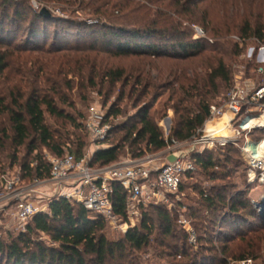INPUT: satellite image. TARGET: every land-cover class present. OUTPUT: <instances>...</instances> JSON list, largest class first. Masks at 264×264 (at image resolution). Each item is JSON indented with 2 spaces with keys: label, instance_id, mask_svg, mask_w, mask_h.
<instances>
[{
  "label": "trees",
  "instance_id": "trees-1",
  "mask_svg": "<svg viewBox=\"0 0 264 264\" xmlns=\"http://www.w3.org/2000/svg\"><path fill=\"white\" fill-rule=\"evenodd\" d=\"M146 1L154 5L163 0ZM181 1L171 2L172 7L180 8L171 14L159 8L162 6L139 8L132 0H81V12L86 19L78 23L51 15L45 17L33 10L28 16L19 7L24 2L0 0V118H5L8 124V129L0 130V150L10 141L11 161L15 163L20 148H27L32 154L36 151L34 144L38 143L55 157L64 156V148H68L69 154L80 160L85 157L84 139L77 136L75 144L66 142L61 133L65 135L68 127L86 130L58 108L59 104L67 103L58 78L64 79L66 91L72 90L68 77L78 79L81 85L85 81L88 88H93L96 80L111 86L120 82L128 85L130 79L125 78L122 69L109 67L98 57L182 61L208 52L212 56L200 61L205 74L194 71L188 78L184 74L179 78L182 83L171 90L173 118L166 137L149 116L147 106L138 108L120 126H112L111 122L122 114L112 105L104 119L111 129L106 139L96 144L99 149L91 154L89 166L107 167L125 154L141 159L148 152L166 150L172 142L189 141L207 120L209 106L230 88L232 58L245 52L248 45L255 49L257 44L264 45V0L235 2L231 6L237 7L236 19L223 14L219 25L212 24L207 11L198 12L195 0ZM11 7L14 11L9 16ZM22 22L26 28L21 26ZM195 25L201 26L207 36L212 35L214 41L210 45L206 38L194 37ZM231 30L238 32L242 43L232 44L231 59L225 62L226 52L223 53L220 44L229 43L225 38ZM31 53H40V58H32ZM27 63L37 67L34 80L41 78L47 90L35 87L33 82H24L27 72L23 66ZM140 79L136 76L130 89V96L136 95L137 105L148 95L150 87V83H141ZM179 80L176 78V82ZM152 88L155 90V86ZM47 117L63 123L60 132L50 129ZM116 131L123 134L116 144H110ZM192 158L196 170L183 175L177 197L181 194L188 198L186 191H191L196 197L194 206L184 207L168 196L171 208L166 203L148 206L136 228L111 241L103 233L107 222L102 217L91 215L82 205L66 199H52L45 211L30 219L24 232L0 234V264H137L135 254L149 246L155 231L149 213L158 221L159 260L172 261L171 264H226V259L258 261L257 254L264 251V215L249 197L253 187L246 184L247 167L237 148L205 150ZM49 170L46 158L36 154L19 168V177L21 182L42 181L49 177ZM196 175L204 179L203 184ZM3 176L0 173V178ZM112 187L114 213L125 218L126 194L118 185ZM183 210L195 236L194 245L189 242L190 232L176 220ZM41 237H46L50 244ZM235 241L232 250L229 245Z\"/></svg>",
  "mask_w": 264,
  "mask_h": 264
},
{
  "label": "built area",
  "instance_id": "built-area-1",
  "mask_svg": "<svg viewBox=\"0 0 264 264\" xmlns=\"http://www.w3.org/2000/svg\"><path fill=\"white\" fill-rule=\"evenodd\" d=\"M195 38H204L201 29L193 27ZM237 43H242L235 38ZM248 64L254 65L252 69ZM208 118L191 139L184 143L172 142L164 150L165 163L150 166L148 163L132 161L112 164L103 168H91L90 156L76 160L72 155L62 157L49 156V177L35 181L34 185L51 186L54 200L60 198L82 205L91 215L100 216L106 222L117 225L125 233L140 223L141 209L150 205L168 202V196L177 197L182 177L185 173H194L196 168L193 156L203 151L233 146L247 167L246 184L264 186V45L248 48L245 64L236 66L232 71L230 88L208 108ZM102 107L92 105L87 110L84 128L96 144L104 141L111 126L104 121ZM256 132L262 136L256 137ZM176 155L174 163H168L169 155ZM20 177L0 178V203H14L13 219L18 231L24 232L27 223L35 215L46 210L23 200L24 191L20 188ZM118 185L126 194L125 218L115 215L111 196L112 185ZM33 185V186H34ZM32 187V186H31ZM50 202V201H49ZM254 207L264 215V194L260 201H253ZM186 224V222H183ZM190 232L189 242L195 244V236ZM226 264H256L252 259L231 260Z\"/></svg>",
  "mask_w": 264,
  "mask_h": 264
},
{
  "label": "rangeland",
  "instance_id": "rangeland-1",
  "mask_svg": "<svg viewBox=\"0 0 264 264\" xmlns=\"http://www.w3.org/2000/svg\"><path fill=\"white\" fill-rule=\"evenodd\" d=\"M17 2H24L19 4V7L24 10L23 13L31 14L30 10L35 12H40L42 9H45L51 16L55 18L61 19H69L74 22H82L86 18L82 14V4L81 0H61V1H52V0H15ZM140 0H132L135 3L134 6L142 7V5L147 6L149 9H156L159 6L164 11H168L171 14L176 10L180 11V8L172 7L171 2L174 0H163L155 3L154 5L148 4L146 0H141V4L138 3ZM185 0L181 2L184 3ZM235 2H239V0H195L196 6L198 8V12L201 13L202 11H207L210 21L213 25H219L220 20L223 14H227L229 19H236L237 16V7L231 6L236 5ZM138 4V5H136ZM165 8H164V7ZM13 7H11L8 15L11 16L13 13ZM243 10H239L238 13L241 15ZM89 25L92 22L87 21ZM22 27L26 28V24L23 22L21 23ZM193 27H197L202 30L201 26L195 25ZM203 31V30H202ZM204 33V31H203ZM224 35V32H222ZM230 35L226 36V40L229 41L228 44L225 46L221 45L223 53V59L226 62L227 60L231 59V54L233 53L232 44L236 42L235 38H238V32L236 30H231ZM21 33L19 34V39L21 38ZM204 38L208 40V44L210 45L214 39H212V35L209 33L208 36L204 33ZM253 46V45H252ZM208 48V47H207ZM251 48V45H248L247 49ZM243 51L238 57L232 58V71L236 66H241L245 64V56L246 52ZM207 50H210L209 48ZM30 56L32 58H36L40 56V53H31ZM212 54L205 52L197 58H192L188 60H172L168 58H159V59H150L144 57H127V58H109L108 56H99L98 60L113 68L122 69L125 72V78L130 79L128 85H124L123 82L116 84L115 86H111L110 84L104 83L101 80L95 81V86L93 88L86 87V82L83 81L84 85H81V82L78 79H73L72 77H68L67 81L71 83L72 90L66 91L64 79L62 77L58 78V82L62 84V94L67 97L66 104H59L58 108L65 113L69 114L77 124H82L84 126L87 110L90 106L96 105L98 107H102L104 112L108 110L112 105L115 108H119L121 110V116L118 119L113 120L111 122L112 126H120L121 124L125 123L129 118L135 115L138 108L147 106L148 107V114L152 117L155 122L160 127L163 135L166 137L169 132V128L171 126V120L173 118V113L170 110L171 101L170 96L172 93V89L177 88L180 83H182V79L179 78L185 76L191 77L192 73L195 71L198 74H205L204 69L201 66V60L206 57H211ZM40 58V57H39ZM16 68V64L13 65ZM23 68H26L25 71L27 72L25 75L24 82L34 83L35 87L42 88L41 90H47L46 87L41 83V78L38 80L35 79V73L37 67L30 66L29 63L25 64ZM18 69H20L18 67ZM52 70V69H51ZM136 76H140L141 83H150V87L148 89V95L143 97L139 104L135 103L136 95L130 96V89L133 84V80ZM176 78L179 80L176 82ZM38 81V82H37ZM53 81H55L53 79ZM155 86V90L152 88ZM141 86L139 87V89ZM47 92V91H46ZM122 99H121V97ZM47 124L49 125L52 131L56 130L60 132L61 126L63 123L58 122L56 123L54 120H51L47 117ZM111 126V125H110ZM2 128L8 129V124L5 118H0V130ZM69 128V127H68ZM62 134L63 140L65 139L66 142L74 143L76 137H80L85 141V148H84V156L89 157L91 154L96 151V148L92 142V140L86 135V131L81 128V131L68 129ZM73 134V135H72ZM122 131H116L114 135L111 137L110 144H113L118 141V139L122 136ZM256 137L262 136L261 132H256ZM114 140V141H113ZM70 145V144H69ZM34 146L36 147V151L32 154H29L27 148H20L16 154L15 163L11 161V145L10 141L5 142L4 148L0 150V173H3L4 176H8L9 178L18 177L19 176V168L24 163L30 162L34 155L40 154L43 155L44 158L49 156H53L50 152L46 149L42 148L38 143H35ZM70 148L73 149L70 145ZM65 154H69L70 150L68 148H64ZM164 151L162 152H148L146 155L141 159H132L129 155L125 154L119 158V160L115 163H130L132 161H143L148 163L150 160L155 161L150 166H160V164L165 163L164 160ZM197 181L203 184V178L196 175ZM35 181H28L24 180L19 184L20 188H28L24 191V195L22 197L23 200L32 202L34 205L39 204L41 207L45 206L54 198V193L51 186H43V185H34ZM34 185V186H33ZM204 185H206L204 183ZM32 186V187H31ZM188 198H184L183 195H179L178 198H174V201H178L184 207L186 206H194L196 203V197L194 193L191 191H186ZM264 194V186L256 185L253 186L249 197L253 201H260ZM169 208L172 207L170 200L166 203ZM10 207V212L8 213L7 217L2 218L0 215V234H5V232H11L13 235L17 234V226L14 222L11 224L10 220L14 214V203L8 205ZM146 209H141V214ZM148 210V209H147ZM146 210V211H147ZM150 212V211H148ZM182 212H186L185 210L180 211L178 216L176 215V220H178L179 226L184 230L188 231L191 230L190 221L187 218V214H183ZM152 217L153 224L155 226V231L151 236V242L149 246L143 249L141 252L136 253L135 255L138 257L136 260L137 264H171L172 261H166L165 259L159 260V226L156 216L153 213H149ZM183 222H186L184 224ZM10 223V224H9ZM139 225V224H138ZM105 237L108 240H117L122 237L123 232L117 228V225L106 223L105 228L103 230ZM41 239L49 243V240L46 237H41ZM155 241H152L154 240ZM174 244V241L170 243V246ZM237 241L231 243L230 249H235ZM259 256V260L256 261V264H264V251L262 250Z\"/></svg>",
  "mask_w": 264,
  "mask_h": 264
},
{
  "label": "crops",
  "instance_id": "crops-1",
  "mask_svg": "<svg viewBox=\"0 0 264 264\" xmlns=\"http://www.w3.org/2000/svg\"><path fill=\"white\" fill-rule=\"evenodd\" d=\"M11 203H13V202L2 201L0 203V215L2 218H5V217H7V215H9L8 213L10 212V207H8V205H10ZM10 221H11L10 222L11 224H13L15 222L13 219V216H12V219Z\"/></svg>",
  "mask_w": 264,
  "mask_h": 264
},
{
  "label": "water",
  "instance_id": "water-1",
  "mask_svg": "<svg viewBox=\"0 0 264 264\" xmlns=\"http://www.w3.org/2000/svg\"><path fill=\"white\" fill-rule=\"evenodd\" d=\"M40 14L41 15H43V16H45V17H49L50 16V14L45 10V9H42L41 11H40ZM176 159H177V156L176 155H174V154H172V155H169L168 157H167V162L168 163H174L175 161H176ZM264 206H262V208H263ZM264 209V208H263Z\"/></svg>",
  "mask_w": 264,
  "mask_h": 264
}]
</instances>
